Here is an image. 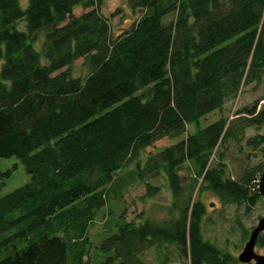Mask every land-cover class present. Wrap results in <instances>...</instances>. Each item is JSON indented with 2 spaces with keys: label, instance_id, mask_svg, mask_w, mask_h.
<instances>
[{
  "label": "trees",
  "instance_id": "obj_1",
  "mask_svg": "<svg viewBox=\"0 0 264 264\" xmlns=\"http://www.w3.org/2000/svg\"><path fill=\"white\" fill-rule=\"evenodd\" d=\"M128 3L141 15L114 36L104 0H0V158L15 157L29 176L0 196V264H145L148 250L169 246L190 264H240L205 239L201 196L259 203L264 165L229 176L223 148L264 126V107L200 123L262 83L264 0ZM79 59L83 78L72 75ZM163 139L179 141L143 164ZM130 164L140 181H166L176 216L136 223L122 213L100 242L106 259L85 260L86 229ZM11 172L0 171V185ZM145 185L147 196L160 192ZM166 255L159 264H171Z\"/></svg>",
  "mask_w": 264,
  "mask_h": 264
},
{
  "label": "rangeland",
  "instance_id": "obj_2",
  "mask_svg": "<svg viewBox=\"0 0 264 264\" xmlns=\"http://www.w3.org/2000/svg\"><path fill=\"white\" fill-rule=\"evenodd\" d=\"M128 2L129 0H104L101 12L111 19L114 36H118L128 29L141 15L140 11L134 12ZM20 4L22 7H26L27 0H20ZM82 13L83 10L80 7L74 11L76 16ZM17 26L20 30H25V22H20ZM83 63L84 59H79L73 64V77L83 78L87 75L88 69L84 67ZM254 107H257V110L264 107V78L259 85L254 82L244 86L237 97L230 100L222 111L210 114L201 121L200 125L204 127L222 117L226 118L228 122H233L239 117L237 116L239 111ZM195 130L194 126L188 127L189 134ZM257 136H264V126L259 129L246 130L243 136L239 135L238 141L230 142L223 148L229 176L235 177L247 165L251 167L264 165V144L256 150L247 146L248 139ZM178 141V139H163L147 148L141 155L143 164L148 155L160 152ZM14 167L16 168L14 169ZM134 168L135 164H130L120 172L119 176L125 182L123 180L119 182L106 199L105 207L95 215L92 223L86 229L89 248L85 260L101 262L106 259L108 255L101 251L100 242L105 237L109 222L114 217L123 215L122 213H124L127 221L136 223H143L146 219L163 222L176 216L172 209L173 196L166 181L163 178L140 181L133 174ZM6 170H12V172L11 176L0 185V196L22 186L29 179L24 166L15 157L0 158V171ZM145 182L160 187V192L156 195L147 196ZM201 200L207 210L206 219L203 222L205 239L238 258L248 241L252 228L257 223V219L264 217V197L261 196L259 203L251 210L243 205L223 206L220 200L210 192L203 193ZM259 252H264V249L259 248ZM164 253L169 255L171 264H190L188 258L178 259V252L174 246L148 250L143 256L144 263L159 264L160 261L164 262L168 259Z\"/></svg>",
  "mask_w": 264,
  "mask_h": 264
},
{
  "label": "water",
  "instance_id": "obj_3",
  "mask_svg": "<svg viewBox=\"0 0 264 264\" xmlns=\"http://www.w3.org/2000/svg\"><path fill=\"white\" fill-rule=\"evenodd\" d=\"M259 194L264 197V166L263 173L259 181ZM264 231V217L260 219L258 225L250 232L248 241L245 243L242 252L238 256L240 264H250L255 261V264H264V257L257 256L254 252L257 238Z\"/></svg>",
  "mask_w": 264,
  "mask_h": 264
},
{
  "label": "flooded vegetation",
  "instance_id": "obj_4",
  "mask_svg": "<svg viewBox=\"0 0 264 264\" xmlns=\"http://www.w3.org/2000/svg\"><path fill=\"white\" fill-rule=\"evenodd\" d=\"M263 218V217H261ZM261 218H258L257 219V223L256 225L252 228V230L258 225L259 221ZM251 230V231H252ZM259 248L261 249H264V231L261 232L257 238V241H256V245H255V248H254V252L257 256H262L264 257V252H259ZM256 262L255 261H252L250 264H255Z\"/></svg>",
  "mask_w": 264,
  "mask_h": 264
}]
</instances>
